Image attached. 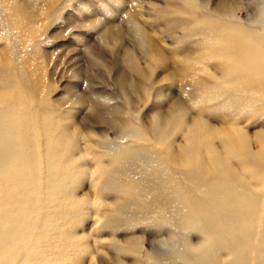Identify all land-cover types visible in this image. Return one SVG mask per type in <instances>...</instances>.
Listing matches in <instances>:
<instances>
[{
  "label": "rangeland",
  "instance_id": "374dc122",
  "mask_svg": "<svg viewBox=\"0 0 264 264\" xmlns=\"http://www.w3.org/2000/svg\"><path fill=\"white\" fill-rule=\"evenodd\" d=\"M20 20L33 30L28 45ZM263 23L264 0H0V58L12 68L0 71V92L23 91L39 127L31 136L68 151L59 161L67 178L52 179L43 162L60 211H75L52 234L77 244L62 264H208L203 226L182 221L188 209L162 210L171 187L200 216L252 231L264 248V156L229 154L226 143L240 133L257 154L264 139L263 92L230 87L227 58L264 44Z\"/></svg>",
  "mask_w": 264,
  "mask_h": 264
},
{
  "label": "bare ground",
  "instance_id": "6f19581e",
  "mask_svg": "<svg viewBox=\"0 0 264 264\" xmlns=\"http://www.w3.org/2000/svg\"><path fill=\"white\" fill-rule=\"evenodd\" d=\"M11 4L12 2L7 1L6 8L4 7L6 11H9V14H12L14 10V6ZM23 23L25 26L21 28L22 32L20 33L23 34L21 40L28 45L34 38V34L33 30L27 27L28 24L26 25L20 20L19 24L22 25ZM141 33L145 42H149L150 47H152V53L157 56L160 62L164 61L163 55L151 43L150 37L144 31ZM112 34V30H107L103 36L109 39ZM239 34L244 35L243 32H235V35L239 36ZM259 44L262 48L260 46L256 48L250 44V49L244 47L239 50V54L235 52L233 55L232 52H229L227 58L230 60L232 57V60L228 66V73L235 79L232 80V83L230 82V87L237 88L240 92L247 94H257L262 90L264 96V52L259 50L260 48L263 49L264 44ZM243 52L244 57L241 56ZM9 64L10 59L8 57L0 58L1 73L12 69ZM239 91L238 93H240ZM22 92L16 93L14 91V94L0 92V264H62L70 258L69 255H72L71 251L75 250L74 247L77 244L73 243L74 238L69 234L67 236L64 234L52 236V234L58 228L61 231L67 217L75 211L72 206L66 212L60 211L59 208L64 207L61 205L63 197L60 195V186H54L49 181H47L49 184L45 183L43 180L45 177V175L43 177V162L48 167L46 174L50 175L52 179L54 177L55 179L67 178L72 175L70 171L72 167L68 165V162L66 168H69L70 172L65 173L59 165L60 158L62 159L68 152L66 149L60 150L59 147L55 149L56 147H53V142L50 140L45 143L44 147V139H41L39 135L37 137L31 136L39 127L34 120L28 117L32 101ZM262 108L264 107L262 106ZM44 124L47 126L48 123L43 122ZM45 129L48 130V126ZM50 131L48 130L47 133ZM69 136L66 133L68 139ZM238 136L242 142H236L233 138L227 139L229 154L237 156V154L242 153V156L243 154L264 156V139H262L260 150L255 154L249 150L248 143L245 142L247 139L240 133ZM43 147L46 148L45 154ZM210 162L219 169L220 173L225 171L222 164L223 160L216 154L211 155ZM249 165L252 166L253 170H259L260 166L256 162H249ZM104 170L105 168L102 169V172ZM218 179L222 182L221 178ZM165 180V188L170 187L172 180ZM153 184H155L154 181ZM148 191L150 193L155 191V186L149 187ZM167 191L165 200L161 202L164 207L163 211L171 210L173 207H176V210L188 209V218L182 221L194 226H203L202 229L206 238L202 241L200 248L206 250L204 256L208 264H264V260L261 258L264 248L255 242L256 236L252 231L245 233L238 226H224L221 223H216L213 216L208 214H206V218L202 217L198 207L191 208L192 204L183 190L171 187ZM43 194L49 195V199L55 202L52 204L55 206L53 211H44L43 206L46 207L47 203ZM5 200L9 201L10 204L6 203L4 206ZM62 233L64 232L62 231ZM59 237L62 238L61 243L58 241ZM221 250L227 251L231 257L230 261L223 262L218 255H215L216 251ZM45 252L49 253L46 255Z\"/></svg>",
  "mask_w": 264,
  "mask_h": 264
}]
</instances>
